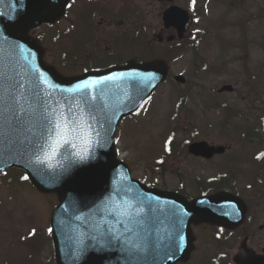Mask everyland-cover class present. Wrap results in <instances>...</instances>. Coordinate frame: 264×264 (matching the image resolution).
I'll return each instance as SVG.
<instances>
[{
  "label": "water",
  "instance_id": "water-1",
  "mask_svg": "<svg viewBox=\"0 0 264 264\" xmlns=\"http://www.w3.org/2000/svg\"><path fill=\"white\" fill-rule=\"evenodd\" d=\"M67 2L0 0V171L22 168L38 190L58 195L51 216L58 264L186 261L194 247L192 224L236 227L243 203L225 193L190 202L131 178L117 158L115 132L165 81L166 69L130 64L80 78L59 76L28 33L62 16ZM164 22L182 38L190 18L172 7ZM109 76L94 88H77ZM57 123L62 139L51 155ZM189 152L211 158L224 149L198 143ZM243 264H264V257Z\"/></svg>",
  "mask_w": 264,
  "mask_h": 264
},
{
  "label": "rangeland",
  "instance_id": "rangeland-1",
  "mask_svg": "<svg viewBox=\"0 0 264 264\" xmlns=\"http://www.w3.org/2000/svg\"><path fill=\"white\" fill-rule=\"evenodd\" d=\"M103 1L113 3L119 0ZM133 1L140 10L148 12L145 19L151 24V35H158L162 27L161 6L151 4V0ZM175 3L188 11L191 8L198 10L196 18L199 23L193 29L200 35V58L192 53L175 55L177 58L169 63L172 77L137 115L120 124L118 152L130 167L133 178L168 191H176L183 183L186 194L196 197L199 184L221 177L222 159L216 158L210 164L196 160L187 154L188 145L198 140L224 144L227 122L230 124V138L239 140L238 127L245 122L243 115L250 118V124H255L258 118L259 121L264 119V112H261L264 111V0H176ZM85 4V0H75V11ZM61 27L65 30L63 38L66 40L61 47L45 42L49 35L46 27L32 34L44 40L43 45L48 49L45 59L58 66L65 59L62 50L71 51L70 46L82 40L80 33L67 28V23H62ZM102 28L104 31L94 33L100 42L108 40L113 32L108 31L107 24ZM126 30L124 27L123 31ZM110 46L102 42L103 49L111 50ZM122 46L115 50L112 63L116 59L126 62L132 58V49ZM163 51L158 49L159 55ZM94 52H99V46ZM87 65L86 60L81 59L76 66H68L65 70L79 74ZM176 76L186 78V84L177 83L174 80ZM224 86H232L234 92L219 93ZM190 89L186 109L174 117L176 102ZM227 110H233L235 115L228 116ZM171 133L175 134L176 143L172 154L167 155ZM251 153L256 154V149L246 148L240 157ZM261 168L264 173V158ZM20 180L21 175L15 171L0 176V264H17L25 252L30 257L26 240L20 241L24 238L22 235L33 230L45 235L50 229V213L57 204L54 195L38 194L28 184L20 185ZM256 204V248L260 251L264 248V232L259 230L264 227V194ZM212 233L220 237L223 235L217 227L196 228V250L186 264H213L216 256H227L224 243L213 239ZM40 252L43 260L40 259V264H47L52 257L50 248L44 243ZM233 252L234 249L230 250V254Z\"/></svg>",
  "mask_w": 264,
  "mask_h": 264
},
{
  "label": "flooded vegetation",
  "instance_id": "flooded-vegetation-1",
  "mask_svg": "<svg viewBox=\"0 0 264 264\" xmlns=\"http://www.w3.org/2000/svg\"><path fill=\"white\" fill-rule=\"evenodd\" d=\"M259 125H261V123H259ZM258 146L259 145L256 144V156L259 153ZM226 148L227 152L224 154L223 157H225V159L222 162V173L225 175L223 180L224 189L232 194L236 193V195L245 201L246 219L250 216L252 222H255L256 200L258 196V187L261 182L260 163L256 161V156L253 157V154H248L249 157L247 159H235L233 157L235 147L233 144H229V142ZM245 227L246 226H242L231 230L225 229L228 231L227 237H230V239L224 241V250H226L225 253L227 256L222 258L221 264H230L228 260L231 258H234V260L246 259L253 254L259 253L256 251V234H251ZM239 241L240 243H238ZM232 249H234V252L230 254V250ZM261 252H263V250H261Z\"/></svg>",
  "mask_w": 264,
  "mask_h": 264
},
{
  "label": "snow or ice",
  "instance_id": "snow-or-ice-1",
  "mask_svg": "<svg viewBox=\"0 0 264 264\" xmlns=\"http://www.w3.org/2000/svg\"><path fill=\"white\" fill-rule=\"evenodd\" d=\"M112 79H113V77L109 76V77L104 78V80H100V81L85 82V83L82 84V85H78L77 88H78V89H80V88H82V89L94 88L96 85H98V84H102V83H106L107 81L112 80ZM66 127H67V126L65 125V130H66ZM56 129L58 130V131H57V139L55 140V147H53V150H52L51 155H55L56 148L60 146V144H61V139H62V138H61V133H60V131H59V130L61 129V125H60L59 123L56 124ZM63 142L67 143V140L64 139ZM73 147H75V145H73ZM26 178H27V177H25V179H26ZM51 231H52V230L49 229V232H51ZM33 232H34V230H33ZM181 239H182V237H181Z\"/></svg>",
  "mask_w": 264,
  "mask_h": 264
},
{
  "label": "trees",
  "instance_id": "trees-1",
  "mask_svg": "<svg viewBox=\"0 0 264 264\" xmlns=\"http://www.w3.org/2000/svg\"><path fill=\"white\" fill-rule=\"evenodd\" d=\"M192 49H193V50H192ZM192 49L190 48V50H191V51H194V54L197 55V47H196V48L193 47ZM184 102H185V101L183 100V101L178 105V108H177L178 110L181 109V108L183 107Z\"/></svg>",
  "mask_w": 264,
  "mask_h": 264
}]
</instances>
